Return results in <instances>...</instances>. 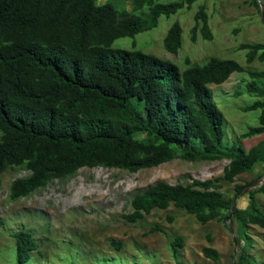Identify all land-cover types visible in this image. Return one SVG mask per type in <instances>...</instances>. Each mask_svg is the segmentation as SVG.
I'll return each instance as SVG.
<instances>
[{
  "label": "trees",
  "instance_id": "1",
  "mask_svg": "<svg viewBox=\"0 0 264 264\" xmlns=\"http://www.w3.org/2000/svg\"><path fill=\"white\" fill-rule=\"evenodd\" d=\"M158 1L130 0L133 12L149 8L136 15L97 0H0V175L14 168L29 172L11 183V200L71 178L82 168L138 172L177 158L227 159L224 176L215 180L160 181L136 192L133 212L124 215L136 223L173 205L202 225L226 223L233 198L221 192L222 183L264 171V140L250 149L226 144V119L210 85H223L235 73L249 74L248 91L258 99L246 111H261L259 125L240 135L250 139L264 134V70L248 71L236 60L212 57L204 65L187 59L189 67L182 71L143 51L113 48L116 40L150 31L162 16L200 0ZM251 3L262 15L259 1ZM199 31L205 40L213 39L205 5L195 15L194 42ZM182 46L183 28L175 22L164 47L177 55ZM241 49L247 50L248 64L264 62V44H243ZM250 183L236 185V192ZM259 193L263 186L246 194L247 206H237L233 215L240 232L238 264H254L247 254V231L251 226L264 229ZM13 238L17 264H28L40 252L31 231H16ZM182 244L181 238L172 243L175 254ZM203 254L215 262L220 258L211 247Z\"/></svg>",
  "mask_w": 264,
  "mask_h": 264
},
{
  "label": "rangeland",
  "instance_id": "2",
  "mask_svg": "<svg viewBox=\"0 0 264 264\" xmlns=\"http://www.w3.org/2000/svg\"><path fill=\"white\" fill-rule=\"evenodd\" d=\"M110 2L118 10L136 15L130 0H97ZM179 0H159L168 4ZM205 5L209 16L212 40L198 33L194 42L192 28L195 15ZM179 22L183 28V46L177 55L164 47V38L170 27ZM264 44V20L251 0H200L170 17L162 16L159 25L135 38H120L113 48L140 50L176 64L182 71L189 65H204L212 57L233 59L248 71L264 70V62L246 61L243 44ZM251 78L247 72L235 73L223 85H210L213 99L225 116V142L243 144L246 149L264 140V134L242 140L240 135L251 126L259 125L260 110L246 111L258 98L248 91ZM229 160L190 162L180 158L158 167L130 172L103 167L82 168L73 177L56 180L28 197L13 201L9 198L11 183L27 177L20 168L8 169L0 175V264H17L13 233L29 230L40 244L28 264H234L238 248L227 222L214 220L202 225L195 216L171 206L155 209L142 220L131 223L124 215L133 212L131 199L136 192L157 182L187 184L192 180H215L224 176ZM261 179L264 171L238 176L234 183H222L221 192L233 198L236 185ZM264 187V185H263ZM264 211V193L256 196ZM248 195L239 198L237 206L246 207ZM173 218V220H170ZM230 226L238 238L239 225L234 216ZM248 256L254 264H264V229L251 226ZM183 240V246L173 252L172 243ZM242 246L245 244L242 242ZM205 247L216 249L217 262L203 254Z\"/></svg>",
  "mask_w": 264,
  "mask_h": 264
},
{
  "label": "water",
  "instance_id": "3",
  "mask_svg": "<svg viewBox=\"0 0 264 264\" xmlns=\"http://www.w3.org/2000/svg\"><path fill=\"white\" fill-rule=\"evenodd\" d=\"M258 1H259V3H260V6H261L262 17H263V20H264V5H263V3H262L261 0H258ZM263 185H264V184L262 183V180H261V179H257V180H255V181L251 182L250 184H248L245 188H243L240 192H238V193L233 197L231 210H230V213H229V215H228V217H227L226 222H227V224H228V228H229L230 232H231L232 235H233V238H234V242H235V246H236V248L239 247V245H238V238L235 236L234 231H233V229H232L231 226H230V221H231V219H232V217H233V215H234L235 209L237 208V202H238V200H239L240 197H242V196L248 194V193L251 192L252 190H254V189H256V188H259V187H261V186H263ZM237 253H238V251L235 252V254H237ZM234 264H236V262H234Z\"/></svg>",
  "mask_w": 264,
  "mask_h": 264
}]
</instances>
